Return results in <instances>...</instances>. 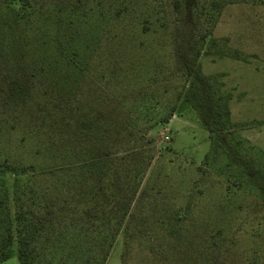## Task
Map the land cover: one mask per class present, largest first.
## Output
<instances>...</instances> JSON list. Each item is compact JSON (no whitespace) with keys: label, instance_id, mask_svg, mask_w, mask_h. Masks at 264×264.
I'll use <instances>...</instances> for the list:
<instances>
[{"label":"rangeland","instance_id":"obj_1","mask_svg":"<svg viewBox=\"0 0 264 264\" xmlns=\"http://www.w3.org/2000/svg\"><path fill=\"white\" fill-rule=\"evenodd\" d=\"M184 19L220 142L175 59ZM230 93L247 95L251 118L231 129ZM92 154L109 155L106 181L97 168L46 172ZM5 162L36 170L0 172V243L9 230L13 253L0 264H19L28 223L25 264H264V0H0ZM117 197L130 203L119 228Z\"/></svg>","mask_w":264,"mask_h":264},{"label":"trees","instance_id":"obj_2","mask_svg":"<svg viewBox=\"0 0 264 264\" xmlns=\"http://www.w3.org/2000/svg\"><path fill=\"white\" fill-rule=\"evenodd\" d=\"M192 25L186 19L181 21L179 27L176 30V34L174 37V44H175V59L178 65L183 69L185 76L194 83L199 91V96L196 100L194 105L195 111L197 116L202 123L205 130L212 136L216 137L218 142H220V135L217 133L220 131L219 127V117L221 112L218 109V100L214 97V92L212 89V84L210 80L206 77L205 74L201 73L195 66L193 58L199 55V50L193 49L191 46L192 41ZM230 99L232 97L231 93ZM228 98V97H227ZM229 100V98H228ZM224 115L228 120L226 121L225 125L230 129L234 126L231 119H230V111H229V104L228 101L226 106L224 107ZM223 146V145H222ZM240 164L246 167L247 173L250 177H255V169L251 159L245 157H238ZM111 159H109V155H98L92 154L85 159L80 160L76 163V165H67V166H58L54 168L46 169V172L49 173H56V172H70V171H81L80 169L87 170L90 168H97L96 177L100 179L107 180L108 172H105L109 168V163ZM105 167V170L102 168ZM36 170L35 166L32 164H16V163H0V172L7 173L9 176L13 175L15 177H26L27 175H31ZM91 170V169H90ZM88 170L87 172H89ZM83 173V171H81ZM86 172V173H87ZM108 175V176H107ZM260 185V182H257ZM111 220H114L113 227L119 228L121 220L127 214L129 215L128 211L130 210V203H126L122 197H117L112 199L111 203ZM28 227L26 228L27 235L26 237L22 238V234L20 229H16L19 236L22 238L19 241V246L17 247L16 257L19 260V264H25L28 258V252L26 251L27 245L32 241L34 236V229L36 226L33 223H28ZM31 226L34 229H31ZM24 228V229H25ZM116 228V229H117ZM112 230V229H111ZM29 232H31L29 234ZM113 234V233H112ZM69 239V237H67ZM70 239L72 236L70 235ZM12 244V235L9 230H7V235L4 237L3 241L0 243V262L7 260L8 258L13 256L12 250L10 246ZM106 256V255H105Z\"/></svg>","mask_w":264,"mask_h":264},{"label":"crops","instance_id":"obj_3","mask_svg":"<svg viewBox=\"0 0 264 264\" xmlns=\"http://www.w3.org/2000/svg\"><path fill=\"white\" fill-rule=\"evenodd\" d=\"M236 66L243 72H250L251 75L257 76L258 71L256 69H253L250 67L248 64L242 65V64H237L235 63ZM256 68V67H255ZM241 92H243V88L240 89ZM247 96V95H246ZM246 96L242 98H234L235 96L233 95L229 101V111H230V119L233 123L235 124H242L243 122H246L248 120H251V118L246 117V109L249 106L248 99ZM255 120H261L257 118H253ZM246 137L251 141V139L246 135ZM252 142V141H251Z\"/></svg>","mask_w":264,"mask_h":264},{"label":"built area","instance_id":"obj_4","mask_svg":"<svg viewBox=\"0 0 264 264\" xmlns=\"http://www.w3.org/2000/svg\"><path fill=\"white\" fill-rule=\"evenodd\" d=\"M168 137H166V139H167Z\"/></svg>","mask_w":264,"mask_h":264}]
</instances>
